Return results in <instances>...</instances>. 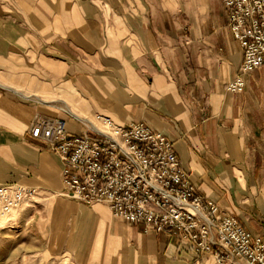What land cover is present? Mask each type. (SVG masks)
<instances>
[{
    "label": "crops",
    "instance_id": "1",
    "mask_svg": "<svg viewBox=\"0 0 264 264\" xmlns=\"http://www.w3.org/2000/svg\"><path fill=\"white\" fill-rule=\"evenodd\" d=\"M241 60L221 0H0V184L53 198L75 264H213L64 196L62 161L28 132L37 116L74 133L78 117L142 121L172 141L198 193L264 243V65L227 92Z\"/></svg>",
    "mask_w": 264,
    "mask_h": 264
},
{
    "label": "built area",
    "instance_id": "2",
    "mask_svg": "<svg viewBox=\"0 0 264 264\" xmlns=\"http://www.w3.org/2000/svg\"><path fill=\"white\" fill-rule=\"evenodd\" d=\"M227 25L242 51L226 91L239 93L243 76L264 65V0H221ZM81 133L64 119L37 116L29 135L62 161L61 191L83 204H105L125 222L184 244L213 264H264V243L237 218L198 193L172 141L144 122L119 125L95 114L77 118ZM37 189L0 184V213L34 202Z\"/></svg>",
    "mask_w": 264,
    "mask_h": 264
},
{
    "label": "rangeland",
    "instance_id": "3",
    "mask_svg": "<svg viewBox=\"0 0 264 264\" xmlns=\"http://www.w3.org/2000/svg\"><path fill=\"white\" fill-rule=\"evenodd\" d=\"M52 199L35 198L9 214L0 213V264H75L71 256L62 254L65 245L60 250L57 231L61 220L53 231ZM70 218L66 219L67 231Z\"/></svg>",
    "mask_w": 264,
    "mask_h": 264
}]
</instances>
